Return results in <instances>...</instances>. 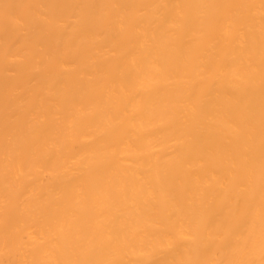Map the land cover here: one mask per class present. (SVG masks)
Masks as SVG:
<instances>
[{
  "label": "bare ground",
  "instance_id": "6f19581e",
  "mask_svg": "<svg viewBox=\"0 0 264 264\" xmlns=\"http://www.w3.org/2000/svg\"><path fill=\"white\" fill-rule=\"evenodd\" d=\"M0 264H264V0H0Z\"/></svg>",
  "mask_w": 264,
  "mask_h": 264
}]
</instances>
